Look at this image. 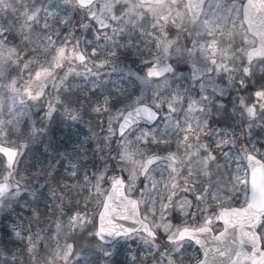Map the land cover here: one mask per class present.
Instances as JSON below:
<instances>
[{
    "label": "snow or ice",
    "instance_id": "1",
    "mask_svg": "<svg viewBox=\"0 0 264 264\" xmlns=\"http://www.w3.org/2000/svg\"><path fill=\"white\" fill-rule=\"evenodd\" d=\"M258 49L264 0H0V264H264Z\"/></svg>",
    "mask_w": 264,
    "mask_h": 264
},
{
    "label": "rangeland",
    "instance_id": "2",
    "mask_svg": "<svg viewBox=\"0 0 264 264\" xmlns=\"http://www.w3.org/2000/svg\"><path fill=\"white\" fill-rule=\"evenodd\" d=\"M12 2H13V3H16V0H12ZM226 2H227V0H226ZM185 22L187 23V21H185ZM131 60H138V59H137V57H135L134 55H130V61H129V63H131ZM141 66H142V65H141ZM186 76H187V74H186ZM115 78H116V77L114 76L113 79H115ZM176 83H179L180 86H181L182 88H183V87H188V86H189V85H188V81H187L186 79L183 80V81L174 82V85H173V86H175ZM80 87L83 88L84 85L81 84ZM82 95H87V93H86V92H85V93H82ZM192 95H195V90H192ZM233 100H235V96L233 97ZM230 123H231V122H230ZM231 126H233V127L235 128L236 132H238V131H237V127H236L235 124H232ZM79 128L83 130V133H84L85 135H87V133H88V127H87L85 124H80V125H79ZM214 129H216V128H214ZM65 130L67 131V126H65ZM75 130H76V129H75V127H74V128L72 129V131H75ZM225 130H228V129H225ZM238 130H239V128H238ZM97 131H99V129H97ZM56 132L59 133V129H57ZM225 151H228V149H225ZM89 155L91 156V152L89 153ZM97 156H99V154H98ZM231 156H232V157H235V156H236V152H235V150H232V151H231ZM96 158H97V157H96ZM225 159H227V158H225ZM98 160H100V161L102 162V157H101V159L98 158ZM222 162H223V160H222ZM227 162H228V163H231V160L228 159ZM34 163H35V162L32 160V153L29 152V153L26 154L25 157L22 159V161H21V168H22V169H24V168L31 169ZM36 182H38L41 186H43L44 183H45V180H44V179H38ZM45 192H46V194H47V190H45Z\"/></svg>",
    "mask_w": 264,
    "mask_h": 264
},
{
    "label": "water",
    "instance_id": "3",
    "mask_svg": "<svg viewBox=\"0 0 264 264\" xmlns=\"http://www.w3.org/2000/svg\"><path fill=\"white\" fill-rule=\"evenodd\" d=\"M162 0H157V3H161ZM250 56H264V51L262 50H256L254 52L249 53ZM257 181L260 183H264V172H260L258 170V174H257Z\"/></svg>",
    "mask_w": 264,
    "mask_h": 264
},
{
    "label": "trees",
    "instance_id": "4",
    "mask_svg": "<svg viewBox=\"0 0 264 264\" xmlns=\"http://www.w3.org/2000/svg\"><path fill=\"white\" fill-rule=\"evenodd\" d=\"M78 34H79V33H78ZM132 61H135L138 67H142L141 64H140V62H139V60H131V62H132ZM98 158L101 159V156H97V159H98Z\"/></svg>",
    "mask_w": 264,
    "mask_h": 264
}]
</instances>
